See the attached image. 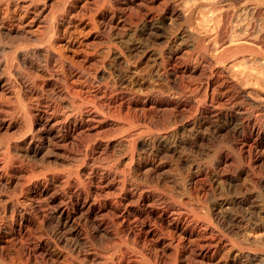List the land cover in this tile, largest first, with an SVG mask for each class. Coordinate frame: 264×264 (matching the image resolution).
I'll use <instances>...</instances> for the list:
<instances>
[{
  "label": "bare ground",
  "instance_id": "1",
  "mask_svg": "<svg viewBox=\"0 0 264 264\" xmlns=\"http://www.w3.org/2000/svg\"><path fill=\"white\" fill-rule=\"evenodd\" d=\"M250 59L264 0H0V264H264Z\"/></svg>",
  "mask_w": 264,
  "mask_h": 264
},
{
  "label": "rangeland",
  "instance_id": "2",
  "mask_svg": "<svg viewBox=\"0 0 264 264\" xmlns=\"http://www.w3.org/2000/svg\"><path fill=\"white\" fill-rule=\"evenodd\" d=\"M209 24H210V23H209ZM209 24H208V25H209ZM210 25L212 26V24H210ZM211 26H209L210 29H211ZM210 51H211V50H210ZM210 53L212 54V52H210ZM240 60H241V59H238L237 62H238V63L241 62ZM250 61H254V59H252V60L250 59L249 61H247V63H249ZM254 62H256V61H254ZM250 65H251V67H254V66H257V67H256V68L254 67V69H251V68H249ZM248 66H249V67H246V71L248 70L247 72H249V70H250V73L254 74L255 71L257 70V71H256V72H258L257 75L259 74V76H260V73H261V74H262V78H264V73H262V71L264 72V70H262V66H261V65H259V64L257 65V62H256V64L254 63V66H252V63L250 62V64H248ZM259 67H260V68H259ZM231 68H232V69H231L232 71H235V70H233V69H235L234 67L231 66ZM260 69H261L262 71H261ZM254 70H255V71H254ZM252 71H254V72H252ZM259 71H260V72H259ZM237 72H238V69H237V67H236V72H235L236 75L231 74V76L233 75V76L237 77V78H235L236 81H237L239 78H240L239 81H240V80L242 81V80H243V77H242L243 74H241V76H240V74H238L239 72H238V73H237ZM233 73H234V72H233ZM237 74H238V75H237ZM239 76H240V77H239ZM244 76H245V75H244ZM194 77H195V76L192 77L193 80L190 78V81H195L196 79L198 80V78H196L197 76H196L195 78H194ZM232 78H234V77H232ZM241 78H242V79H241ZM235 79H233V80L235 81ZM197 80H196V81H197ZM244 80H245V81H248V80H246V79H244Z\"/></svg>",
  "mask_w": 264,
  "mask_h": 264
}]
</instances>
